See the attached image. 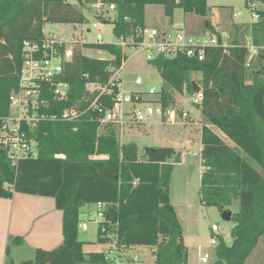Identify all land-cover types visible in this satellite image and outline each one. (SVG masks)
<instances>
[{"label": "trees", "instance_id": "trees-1", "mask_svg": "<svg viewBox=\"0 0 264 264\" xmlns=\"http://www.w3.org/2000/svg\"><path fill=\"white\" fill-rule=\"evenodd\" d=\"M76 1L99 17L91 4H114L115 37L135 42L141 41L138 34L146 28L148 5L163 6L169 24L174 23L177 9L200 17L209 13L207 0ZM85 20L84 13L66 0H0V121L10 114V96L19 87L23 43L41 42L47 24L80 25ZM205 28L213 29L209 20ZM250 31L253 45L260 49L250 65L249 50L236 40L227 53L223 48L210 49L203 62L184 55L150 61L164 81L158 93L164 106L173 101V92L186 89L194 94L193 75H201V200L222 212L238 205L232 215L233 244L227 246L220 239L214 264H245L264 236V10ZM86 48L103 50L111 58H91L85 55ZM127 60L116 44L77 43L62 77L69 85L68 97L58 101L46 88L43 97L48 105L41 113L59 118L72 107L87 111L99 96L88 85H108L112 69ZM100 101L106 109L113 107L111 96L102 95ZM97 118L90 110L73 121H42L30 133L37 156L16 167L0 147V198L12 199L15 193L50 197L63 213V243L54 250L37 249L33 259L21 264H104L103 253L84 252L78 239L82 209L97 203L106 205L98 243H114L120 249L146 246L154 250V264H188L182 226L170 198L176 151L146 148L141 156L137 145L120 143L114 130L100 134ZM152 155L158 163L148 162ZM20 244L22 239L15 238L8 256L10 246Z\"/></svg>", "mask_w": 264, "mask_h": 264}, {"label": "rangeland", "instance_id": "rangeland-1", "mask_svg": "<svg viewBox=\"0 0 264 264\" xmlns=\"http://www.w3.org/2000/svg\"><path fill=\"white\" fill-rule=\"evenodd\" d=\"M82 11L86 17L83 24H58V32L50 30V25H45L44 34L47 37L56 35L58 41L67 44L72 48L80 42L86 41L88 44H116L118 42L114 35L115 13L107 11L100 13V17L81 6L76 0H66ZM246 0H207L209 13L207 17H200L194 14H184L178 9L174 23L183 24L186 29L195 35L202 33L205 28V21L209 20L213 30L228 34L230 44L238 41L239 44H246L251 38V26L249 10L245 5ZM242 13L235 17V14ZM98 28H93L94 25ZM146 28L162 27L169 25L165 16L164 8L160 5H148L146 7ZM91 30V31H89ZM102 35V40L98 41L97 35ZM129 46L125 52L128 60L124 64L122 83L126 93H141L143 102L139 105H126L128 111L135 107L146 109L152 107L157 109L162 107L159 92L164 86V81L158 70L147 60V53L141 49H133L134 40L128 38ZM85 55L97 59H110L111 57L103 50L86 48ZM137 79H142V84L137 85ZM193 80L198 83L201 80L200 74H194ZM155 88L156 94H150V90ZM92 89V87H89ZM173 101L165 107L176 111L185 110L190 114L187 124L169 125L159 115H154L147 119L145 123L134 124L124 128V134L120 130L103 127L100 134L114 130L120 143L137 145L139 154L142 156L146 148L171 147L176 151L172 160L174 170L170 185L171 204L175 208L178 219L183 230L185 246L188 250L190 264H201L200 258L205 254L211 255V263L214 264L216 247L211 245L213 237L211 233L212 225H217L220 232L217 235L218 241L223 239L227 246L233 244L231 231L235 226L232 221L223 219V212L214 206H205L201 200V186L203 167L201 160V124L203 116L200 107L194 105V94H189L186 89L181 92H173ZM230 146L235 147L220 130L214 128ZM37 151L35 152V157ZM180 157V162L175 159ZM95 206L84 207L81 211V220H86L89 230L84 231L82 225L79 227L78 239L84 243L83 250L86 253L102 251L110 248V245L97 242L98 225L92 221ZM234 204L230 210L237 211ZM82 224V223H81ZM153 248L146 246H133L121 250L119 264H154L155 256L152 254ZM25 256V255H23ZM27 258V257H23ZM137 258V260H135Z\"/></svg>", "mask_w": 264, "mask_h": 264}, {"label": "built area", "instance_id": "built-area-1", "mask_svg": "<svg viewBox=\"0 0 264 264\" xmlns=\"http://www.w3.org/2000/svg\"><path fill=\"white\" fill-rule=\"evenodd\" d=\"M245 5L249 10V25L251 26L259 20L260 12L264 10V3L262 0H246ZM91 7L100 13L104 12L106 8L108 12L116 10L114 4L105 5L100 1L91 4ZM177 11L178 9L175 12ZM241 15L242 13H237L235 17ZM93 28L97 29L98 25L95 24ZM138 35L141 41H134L132 45L137 48L133 49L146 51L148 61H153L158 56L175 58L178 55H184L187 58L203 62L210 49L223 48L227 53L228 49L234 46V44H230L228 34L206 28L202 33L195 35L190 33L183 24L176 23L145 28ZM102 38L101 34L97 35L98 41ZM80 44L88 43L83 41ZM116 45L125 51L130 44L128 39H121ZM62 46H65L64 53H61ZM67 46V44L58 41L55 34L50 37L45 35L41 42L25 41L23 43L24 62L20 73L19 87L10 96V114L0 121V147L6 153L12 166L16 167L20 161L35 157L37 143L30 138V133L45 120L73 121L80 119L87 111L91 110L98 115L97 121L100 124V129L103 127L118 129L121 136L125 127L145 123L154 115H159L169 125L187 124L190 118L187 111L178 112L163 104L157 109L152 107L146 109L135 107L131 111L126 109V105L133 104L135 106L143 102L141 93H126L124 91L122 74L126 61L118 69H112L113 74L108 85H88V89L92 87L89 90L97 91L99 96L93 100L87 111H82L80 107H72L66 109L59 118L41 113V109L48 105L47 100L43 97L46 88L58 101L68 97L69 85L62 80V77L65 64L70 62L73 57V49ZM244 46L249 50L248 65H250L258 56L260 49L253 45L251 38ZM136 84L141 85L142 79H137ZM150 94H156L155 88L150 90ZM102 95L111 96L113 101L111 109H106L100 101ZM194 95V105L201 106L203 102L202 87L200 92H195ZM105 207V204L97 203L96 209L91 214L92 221L96 222L98 226L105 218ZM82 229L89 230L88 223L84 222ZM219 232L220 228L217 225H212L213 237L210 243L214 247L219 244L217 239ZM120 258L121 249L115 246L104 254V264H119ZM200 262L201 264H212L211 255L205 253L200 258Z\"/></svg>", "mask_w": 264, "mask_h": 264}, {"label": "crops", "instance_id": "crops-1", "mask_svg": "<svg viewBox=\"0 0 264 264\" xmlns=\"http://www.w3.org/2000/svg\"><path fill=\"white\" fill-rule=\"evenodd\" d=\"M203 123L204 119L200 125L201 143ZM202 148L201 144V151ZM85 221L81 220V223ZM17 237L22 239V244L10 246L8 256L7 248ZM63 241V213L57 209L53 198L21 193H15L12 199L0 198V264H7L10 260L14 264H21L33 259L37 249L54 250ZM106 245H110V248L93 252L105 254L115 247L114 243ZM123 249L125 248L121 250ZM152 252L154 255V250ZM245 264H264V236L259 239L257 247Z\"/></svg>", "mask_w": 264, "mask_h": 264}, {"label": "water", "instance_id": "water-1", "mask_svg": "<svg viewBox=\"0 0 264 264\" xmlns=\"http://www.w3.org/2000/svg\"><path fill=\"white\" fill-rule=\"evenodd\" d=\"M50 29L51 30H54L56 32L58 31V28L55 25H51L50 26ZM192 85H193L194 92H196V93L200 92L201 87H200V85L196 81H193L192 82ZM148 162L149 163H158L159 161H158V159H157V157L155 155H152L149 158ZM175 162L176 163H179L180 162V157H177L175 159ZM232 215H233V212L231 210L224 211L223 212V219L226 220V221H232Z\"/></svg>", "mask_w": 264, "mask_h": 264}]
</instances>
